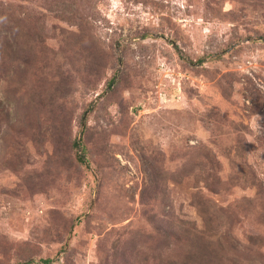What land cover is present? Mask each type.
Masks as SVG:
<instances>
[{"label":"rangeland","instance_id":"374dc122","mask_svg":"<svg viewBox=\"0 0 264 264\" xmlns=\"http://www.w3.org/2000/svg\"><path fill=\"white\" fill-rule=\"evenodd\" d=\"M0 264H264V0H0Z\"/></svg>","mask_w":264,"mask_h":264}]
</instances>
